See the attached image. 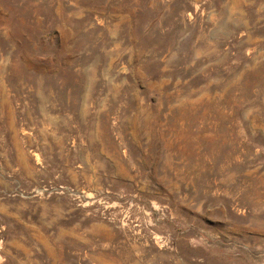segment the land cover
Returning <instances> with one entry per match:
<instances>
[{"label": "rangeland", "instance_id": "obj_1", "mask_svg": "<svg viewBox=\"0 0 264 264\" xmlns=\"http://www.w3.org/2000/svg\"><path fill=\"white\" fill-rule=\"evenodd\" d=\"M0 264H264V0H0Z\"/></svg>", "mask_w": 264, "mask_h": 264}]
</instances>
